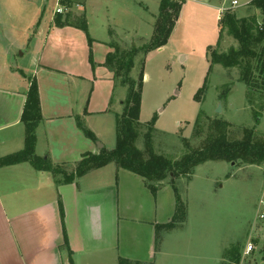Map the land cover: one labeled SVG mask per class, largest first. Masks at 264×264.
Instances as JSON below:
<instances>
[{
  "label": "rangeland",
  "instance_id": "374dc122",
  "mask_svg": "<svg viewBox=\"0 0 264 264\" xmlns=\"http://www.w3.org/2000/svg\"><path fill=\"white\" fill-rule=\"evenodd\" d=\"M70 1L84 2L83 7H73V12L81 14L70 13L69 16H85L92 41L89 43L86 32L79 29L84 39L78 37V43L53 48L49 54L64 59L69 71L78 75L72 97L81 104L82 114L87 116L86 128L97 131L102 138L101 144L107 150H113L117 141L116 114L123 112L127 90L117 87V99L122 98L123 103L120 100L112 108L110 102L106 110L90 113L91 99L100 101L98 96L104 95L103 85L95 84L90 78L89 82L85 80L88 69L91 71L97 66L94 61L92 66L90 56L95 60V51L98 54L104 52V47L97 42H114L121 49L133 47V44L137 49L143 47L153 34L160 0ZM232 1L186 0L168 43L162 50L151 51L146 56L140 121L143 124L154 121V148L165 157L176 160L186 154L183 139L192 138L201 110L212 120L229 122L232 125L228 134L231 140H242L245 129L255 130L264 138V112L256 118L246 98L247 88L239 81V70L214 65L209 71L208 50L209 47L210 51L216 50L219 38V7L224 6L220 17L230 12L240 18L256 15L259 22L262 19L260 11L251 7L252 0H236V7L231 6ZM54 6V0H0V48L11 49L17 62L32 39L37 41L36 49L39 50L43 42L42 30L39 38H34L35 33L40 25L48 22ZM230 46H237V42L224 32L217 51L226 52ZM139 57L131 74L135 79L141 69ZM206 77V89L198 94L199 102L195 97ZM219 105L220 113L217 112ZM204 138L205 135L194 139L190 145L197 148ZM137 146L144 147L141 133ZM62 168L68 173L75 169ZM169 182L172 181H165ZM173 182L186 207V219L169 230H159L155 259L141 264H233L224 260V254L232 247L239 249V264H264V164L208 162L198 166L190 180L177 178ZM168 187L171 211L168 217L163 215L168 204L165 199L167 204L157 215L150 210L147 216H137L132 222L122 219V226L129 223L132 229H145L154 219L165 222L171 215L174 218L176 197L172 186ZM129 229L122 230L124 238ZM249 245L253 249L245 254ZM144 257L147 259L146 255Z\"/></svg>",
  "mask_w": 264,
  "mask_h": 264
},
{
  "label": "crops",
  "instance_id": "0c3cea01",
  "mask_svg": "<svg viewBox=\"0 0 264 264\" xmlns=\"http://www.w3.org/2000/svg\"><path fill=\"white\" fill-rule=\"evenodd\" d=\"M83 5L84 2L71 1L67 14H81L73 12V7ZM223 7L218 8L219 19ZM54 8L48 22L35 33L34 38H39L42 30L39 50L37 41L32 39L17 62L11 49L0 48V157L25 146L21 119L30 87L28 79L35 78L42 112L36 154L48 158L53 165L75 167L84 153L99 152L102 138L90 127L100 140L94 143L78 127V118L87 126L81 104L72 97L78 75L69 71L64 59L49 54L53 48L78 43V37L84 39L77 28L54 26ZM97 43L104 47V52L99 55L95 46L97 66L88 69L85 75L88 79H84L103 85L104 95L98 96L100 101L91 99L90 113L106 110L110 102L113 108L114 103L122 100L117 99L113 74L105 66L106 56L112 51L110 42ZM169 185L163 183L153 194L141 177L117 170L113 164L90 171L70 184H56L50 173L36 171L29 163L0 167V264H118L120 258L138 262L155 259L159 244L157 226L171 223L172 215L166 223L154 219L145 229H132L129 223L122 226L121 220H136L137 216H147L150 210L157 215L166 200L163 215L168 217ZM59 201L64 208L63 222ZM125 228H130L126 238L122 231Z\"/></svg>",
  "mask_w": 264,
  "mask_h": 264
},
{
  "label": "trees",
  "instance_id": "16d2710c",
  "mask_svg": "<svg viewBox=\"0 0 264 264\" xmlns=\"http://www.w3.org/2000/svg\"><path fill=\"white\" fill-rule=\"evenodd\" d=\"M184 0H161L159 11L155 16L151 39L141 48L130 46L121 49L114 42L109 43L112 51L107 54L105 66L113 74L114 85L127 90L122 114L116 115V147L107 150L105 147L98 153L87 152L76 164L75 169L68 173L62 167L67 164L53 165L48 158L36 154L37 128L42 121L39 89L35 78H29L30 87L26 93V102L22 113V123L25 126V146L22 150L0 157V167L29 163L36 171L48 172L56 184H70L90 171L114 164L118 169H124L142 178L146 187L156 194L167 179L172 182L176 197V214L171 223L157 226V230H169L176 223L186 219V207L178 194L173 180L184 178L190 180L198 166L208 162H241L246 165L260 166L264 164V138L255 130L245 129L242 140H231L228 137L232 125L224 120H212L201 110L193 128L192 138L183 139L186 154L180 159H170L156 152L153 134L156 131L154 121L143 124L140 121L143 83L145 78V59L149 52L164 47L179 19ZM64 6H70V0H61ZM251 7L259 10L262 19L259 22L256 15L240 18L232 13H226L219 19L218 48L224 32L232 37L237 46H230L226 52L211 50L209 47V71L214 65L239 70V81L247 88V101L256 114V118L264 112V0H252ZM70 14H57L54 26L58 28L70 26L87 32L85 16L71 18ZM141 55V57H139ZM140 58V72L137 79L131 75ZM92 66L94 60L90 56ZM207 77L203 87L196 94L205 92ZM224 94H227L224 93ZM199 101V100H198ZM200 102V101H199ZM259 120V119H258ZM78 127L86 138L96 143L98 138L87 129L78 118ZM140 133L143 134V149L137 146ZM205 135L204 142L197 148L190 143ZM260 137V138H259ZM172 175V176H171ZM62 222L64 208L59 201ZM64 238L67 244L65 225ZM224 260L233 264L240 263L238 248L232 247L224 254ZM118 264H141L120 258Z\"/></svg>",
  "mask_w": 264,
  "mask_h": 264
},
{
  "label": "built area",
  "instance_id": "2783aa9c",
  "mask_svg": "<svg viewBox=\"0 0 264 264\" xmlns=\"http://www.w3.org/2000/svg\"><path fill=\"white\" fill-rule=\"evenodd\" d=\"M238 5V2L236 0H233L231 2V6L232 7H236ZM224 11V7L220 9V14ZM69 12V7L68 6H64L61 4V0H55V8H54V13L55 15L60 14V15H65ZM261 218H263V215H261ZM253 246L249 245L246 250H245V254H249L250 251H252Z\"/></svg>",
  "mask_w": 264,
  "mask_h": 264
},
{
  "label": "water",
  "instance_id": "95a60500",
  "mask_svg": "<svg viewBox=\"0 0 264 264\" xmlns=\"http://www.w3.org/2000/svg\"><path fill=\"white\" fill-rule=\"evenodd\" d=\"M134 45H135V44H133V46H134ZM217 112H218V113L221 112V105L218 106V110H217ZM98 146H99V148H101V149H102V147H103L102 144H98ZM233 165H234V163H233ZM171 176H172V175H171Z\"/></svg>",
  "mask_w": 264,
  "mask_h": 264
}]
</instances>
